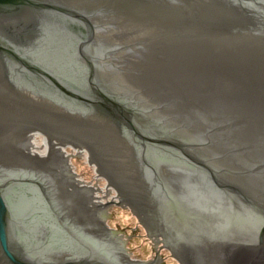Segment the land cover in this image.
Instances as JSON below:
<instances>
[{
    "label": "water",
    "instance_id": "water-1",
    "mask_svg": "<svg viewBox=\"0 0 264 264\" xmlns=\"http://www.w3.org/2000/svg\"><path fill=\"white\" fill-rule=\"evenodd\" d=\"M58 24L80 30L76 50L85 64L87 87L55 71L43 51L51 50L41 38L43 29ZM130 24L149 28L151 39L166 40L167 56L179 54V66L164 71L179 70V76L161 78L150 68L147 75L127 76L131 63L118 58L112 67L126 76L110 78L116 89L104 78L103 82L99 73L106 68L111 42L101 44L100 34L117 27L121 33ZM157 29L164 34L154 36ZM101 46L109 47L105 56ZM11 78H19L20 89ZM1 84L8 92H0V264H114L91 249L85 256L34 254L23 234L28 229L48 231V223L35 220L39 224L34 227L35 222L26 219L33 210L31 203L17 202L18 196L10 200L28 183L14 177L25 169L19 142L32 132L31 149L39 150L37 139L43 134L49 137L52 129L54 134H73L69 128L75 126L86 130L85 139L104 144L131 135L139 145L130 146L137 158L154 150L164 158L168 145L184 150L187 143L171 141L174 131L187 134L183 139L188 143L209 148L230 171L221 190L195 179L188 168L167 164L172 181L181 185L180 200L187 208L177 212L180 221L169 218L176 234L173 240H182L177 249L170 248L177 250L183 264H199L205 235L221 244L218 255H224L223 264H264V0H0ZM110 122L118 132L110 129ZM40 126L47 131L39 132ZM44 143L48 144L45 137ZM106 150L119 161L131 155L129 148ZM87 167L85 159L79 160L78 172L90 180ZM49 213L42 209L39 215ZM110 218L113 227L131 238L127 246L134 257L179 264L159 244L145 240L144 229L131 213L117 206ZM236 249L239 255L234 259Z\"/></svg>",
    "mask_w": 264,
    "mask_h": 264
},
{
    "label": "flooded vegetation",
    "instance_id": "flooded-vegetation-1",
    "mask_svg": "<svg viewBox=\"0 0 264 264\" xmlns=\"http://www.w3.org/2000/svg\"><path fill=\"white\" fill-rule=\"evenodd\" d=\"M130 23L133 24V21ZM54 27L56 28H44L41 34L44 44L51 48L50 54L47 50H43L44 53L49 55L55 71L63 72L65 77L77 82L78 86L87 87L85 64L76 50L79 40L77 33L80 30L65 28L59 24ZM123 29L121 33L117 27L112 31L100 34L101 44L111 42L109 46L111 53L108 54L107 60L104 62L106 68L99 73L106 84L109 83L116 89L117 87L111 83L110 78L113 77L115 80L122 77L123 80L126 76L124 70L122 72L118 70V73H115L116 69H113L114 66H117L118 58L130 61L131 68L127 72L129 74L127 76L147 75L150 73L149 68L154 72H160L161 78L172 79L173 76H179V70L164 71L166 67L179 66V54L167 56L169 50L164 38L159 41L151 39L153 31L149 28L140 29L131 24L125 30ZM117 30L119 39L114 36L117 35ZM160 30L157 29L158 33L154 32V36L163 35L164 33ZM109 47H105L103 50L104 47L101 46V49L105 51H102L103 56L108 52ZM176 50L179 52V49L176 48ZM146 54L149 55L146 57ZM145 58L147 61L143 62L142 60ZM11 79L17 85V89H20L19 78ZM8 87L13 88V86ZM30 90L36 93L32 88ZM5 91L7 93L8 88L1 84L0 92ZM18 93L21 94V91L16 92L17 96H20ZM49 99L51 102L55 101L52 97ZM47 112L48 117L51 118L54 108ZM97 122L104 123L105 121L97 119ZM111 124L110 129L118 132L116 125ZM52 130L48 131L49 137H46L42 132L47 130L40 126L38 131L43 134V138L37 139L39 150L31 149L32 138L30 136L32 132L19 142L18 155L23 158L22 168L25 169L19 172L20 175L14 177L27 179L28 183H23L16 192L11 194L10 200L13 201L18 196L17 202H30L33 210L26 219L32 222L42 220V225L43 222L48 223L45 224L48 231L41 232L30 229L25 231L23 240L27 248L34 254L46 253L55 256H61L62 253L69 256H85L91 249L114 264H158L157 257L150 261H142L134 257L127 246L131 238H127L111 225L112 209L118 206L137 219L139 226L141 225L145 231L146 235L143 236L145 240H149L154 246L159 244L161 250H166L179 264H183L184 261H180L177 250H172V248L177 249L178 245L182 244V240L179 238L178 241L175 238L174 242L173 237L176 234L171 229L172 222L169 218L174 216L179 219L177 212H182V209L187 208L182 205L180 200L181 185L172 181L173 175L169 174L172 169L167 164L174 162L185 169L188 168L192 171L195 179L208 181L212 187L221 190V187L225 188L226 175L230 171L225 170L218 163L220 157L212 156L209 148L200 147L199 142L188 143L183 139V137L187 138V134L183 133L184 135L179 136V132L175 131L173 134L170 133L175 138L171 141L179 142L180 140L187 143L184 150L168 145L165 146L167 154H162L164 158L158 157L155 150L149 151L150 153L146 152L144 158L141 154L137 158L131 152L130 146L135 149L139 145L132 142V136L129 134L125 136H130V138L122 137L117 141V138H114L111 143L104 144L97 139H85L83 135L86 130L82 127L69 128L73 134H63L62 132L54 134ZM51 132L52 134H50ZM44 137L48 142L46 146ZM123 148H129L131 155L120 161L115 158V153L108 154L106 150L120 151ZM184 151L196 160L191 159ZM152 152L153 154H151ZM218 154L220 153L218 152ZM167 155L171 159L167 158ZM83 159L86 160L87 168L90 171V180L84 178L77 170L79 160ZM30 164H36V167L29 168ZM180 166L179 168H181ZM79 167L81 166L79 165ZM180 172L179 179L180 176L182 178ZM227 194L230 196V193ZM106 203L109 205L105 206ZM42 209L50 211L48 216L39 215ZM19 217L22 221V215ZM205 218L203 221H206ZM37 224L39 223L35 222L34 227ZM202 236L204 238L201 242L200 257L203 261L199 264H223L224 255L222 257L218 255L221 244L210 237ZM173 245L176 246L173 247ZM239 249L241 253L243 248ZM238 255L239 251L236 249L234 259ZM216 256H219L218 260ZM185 264L198 263L188 261Z\"/></svg>",
    "mask_w": 264,
    "mask_h": 264
}]
</instances>
